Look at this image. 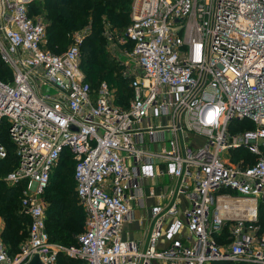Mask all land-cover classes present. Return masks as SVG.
<instances>
[{
	"label": "built area",
	"instance_id": "obj_1",
	"mask_svg": "<svg viewBox=\"0 0 264 264\" xmlns=\"http://www.w3.org/2000/svg\"><path fill=\"white\" fill-rule=\"evenodd\" d=\"M33 1L0 0V57L12 70L0 79V160L8 148L16 157L0 177L23 181L29 216L14 255L0 240V264L33 253L57 264L58 252L82 264H264V0H131L112 42L140 70L125 65L126 107L106 81L86 79L83 33L60 52L46 48ZM234 119L252 126L231 132ZM234 146L257 156L230 164L221 151ZM64 152L84 211L77 245L67 246L48 239L43 197ZM155 179L145 189L156 201L144 241L123 237L130 205H142L144 180Z\"/></svg>",
	"mask_w": 264,
	"mask_h": 264
},
{
	"label": "trees",
	"instance_id": "obj_2",
	"mask_svg": "<svg viewBox=\"0 0 264 264\" xmlns=\"http://www.w3.org/2000/svg\"><path fill=\"white\" fill-rule=\"evenodd\" d=\"M72 2L74 3L72 4ZM104 3L107 5H113L112 10L106 9L107 12L111 11V13H114L117 16L121 13L123 17H126L125 13L127 12V18H129V6L127 7V11L122 8V6L125 5L126 0H46L42 5L46 11L45 17H43L46 21V48L51 52H60L63 50L60 48L63 46L62 43L68 40L69 33L75 27L79 26L88 14L95 16L96 11L103 7L102 5H105ZM117 6V10H114ZM122 22L123 21H120L118 24H121ZM127 22L128 19L123 27ZM81 69L85 72L86 79L89 81L86 68L81 67ZM7 73L6 64L1 63L0 61V79L8 80L6 78ZM102 80L104 79H100L97 82L89 81V83L92 87H95ZM129 91L131 96L130 87ZM247 122L248 121L245 119H234L230 122L228 128L232 131L231 127L234 128V126L237 125L243 126L241 127L242 129L245 128L244 126L251 127L252 125L249 124L250 122ZM242 148L247 155L251 156L252 153L247 151L245 147ZM15 159L16 157L11 148H8L6 157L0 160L3 164H6L7 168L6 170L4 168L2 170L3 172H0V175L14 166ZM59 159L72 160L71 173H69L70 167H66L61 171L53 172L54 168L59 164ZM59 159L51 171L48 185L45 188L47 191L45 195L47 203L45 207L44 226L49 240L59 242L65 246L75 245L77 243L76 236L83 229L84 211L77 200L74 190L73 159L67 152L62 153ZM246 163L249 162L247 161ZM22 187L23 181L7 185L0 178V240L10 256L14 255V253L19 250L20 245L24 242L27 236L29 216L21 210L19 199ZM262 204L264 205V199L258 204L257 222L262 228H264V216L261 218L259 213ZM262 214L264 215V209ZM226 230L227 229L224 227L219 237L217 235L218 241L223 240L222 236L226 234ZM12 252L14 253L12 254ZM56 260L60 264H71V261L76 263V261L79 260L80 264H82V260H75V258L65 255L62 252L57 253ZM213 263L234 264L230 261H215Z\"/></svg>",
	"mask_w": 264,
	"mask_h": 264
},
{
	"label": "rangeland",
	"instance_id": "obj_3",
	"mask_svg": "<svg viewBox=\"0 0 264 264\" xmlns=\"http://www.w3.org/2000/svg\"><path fill=\"white\" fill-rule=\"evenodd\" d=\"M46 0H35L31 2L28 5L29 14L33 17H40L43 21V17H45L46 11L42 7L43 3ZM64 1V0H62ZM131 2V0H130ZM74 2H72L73 4ZM129 0H126L125 5L122 6L123 10L127 11V7L130 5ZM71 4V6H72ZM102 5L103 7L99 8L96 11L95 16H92L91 14L87 15L82 21V23L75 27L68 35V40L63 42V46L60 49L65 48L69 43L72 41L74 34L76 32L83 33L82 40H81V53H80V59L79 63L81 67L86 68L87 76L90 82H97L100 79H104L109 83L110 89H111V96L113 103L119 105V106H127L129 99H130V91L128 87V75L125 74V67L134 70L135 72H139V67L136 65L135 61L132 58H129L127 55L117 52L116 48H114V45L112 42L115 41V36H119V33H121V29L126 22L127 18V12L125 13L126 17H123L121 13L115 15L114 13L107 12L106 9L112 10L113 5L109 4ZM107 5V6H106ZM70 6V7H71ZM106 6V7H105ZM118 6L114 9L117 10ZM118 12V11H117ZM120 21H123L121 24H118ZM108 30H111L112 38L108 39L106 32ZM47 39V38H46ZM87 48V49H86ZM1 63H5L1 57H0ZM6 64V63H5ZM126 65V66H125ZM7 66V79H11L12 76V70L11 68L6 64ZM85 73V72H84ZM5 76V75H4ZM3 76V77H4ZM94 85V84H92ZM96 85V84H95ZM44 91H48V87L43 88ZM249 123V122H247ZM250 125L251 122L249 123ZM240 127V128H239ZM243 126H234V128L231 127V132H238L241 130ZM245 128L247 126H244ZM243 146H234L229 147L225 150L221 151L222 157L230 163V164H245L247 161L251 163L255 157L256 154H251V156L247 155L242 148ZM259 151L261 153H264V143L259 144ZM66 167H70L69 173H71L72 169V160L69 159H59V164L54 168L53 172L55 171H61L65 169ZM5 168H7L6 164H3L0 162V172ZM3 172V171H2ZM53 174V173H52ZM2 175V174H1ZM0 175V176H1ZM1 178V177H0ZM53 178V177H52ZM3 180V179H2ZM52 180V179H51ZM4 181V180H3ZM7 185H11L9 182L4 181ZM157 184L158 180H144V191L147 193L146 187L151 184ZM163 182L168 183V177L167 175L163 176ZM146 189V190H145ZM46 190L44 191V216H45V207H46ZM167 199H160L159 204L166 203ZM132 201L130 202V204ZM80 204V203H79ZM134 202L130 205V210L135 209L136 207L133 205ZM144 208V207H142ZM264 209V205L262 204L260 206V216L261 218L264 216L262 214V211ZM138 215V216H137ZM144 210L139 209L137 211V214L135 218L130 219L128 221L127 225L124 226L125 232H127L128 236H137L141 235L140 232H144L145 230H149L150 223H147V221L143 224L140 222V218H144ZM1 225V224H0ZM227 229V226H225ZM261 229H264L261 227ZM59 243V242H58ZM61 244V243H59ZM62 245V244H61ZM77 245V243L75 244ZM65 246V245H64ZM14 252H12L13 254ZM63 253V252H62ZM64 254V253H63ZM66 255V254H65ZM75 260L79 259L76 257ZM57 264H60L56 260ZM71 264L79 263L80 261H76V263L73 261L70 262Z\"/></svg>",
	"mask_w": 264,
	"mask_h": 264
},
{
	"label": "crops",
	"instance_id": "obj_4",
	"mask_svg": "<svg viewBox=\"0 0 264 264\" xmlns=\"http://www.w3.org/2000/svg\"><path fill=\"white\" fill-rule=\"evenodd\" d=\"M44 24H45V43H46V21H44ZM123 28V27H122ZM122 30V29H121ZM64 49V48H63ZM116 51L117 52H120V50L119 49H116ZM157 191V189L156 190H154V192H156ZM146 193V192H145ZM155 198H153L152 196H149L148 195V193H146V195L145 194H143V203H142V205H139V204H133L136 208L135 209H132V210H130V213H129V215L127 216V218L122 222V225H121V229H122V231H121V235L123 236V237H126V238H134V239H137V240H141V242H143L144 241V238H145V235H146V232H147V230H145L144 232H140L141 233V235L139 234V235H137V236H128L127 237V232H125V230L123 229L124 228V226L125 225H127L128 224V221L130 220V219H133V218H135V217H137L136 216V214H137V211L139 210V209H143L144 210V218L142 219V218H140V222L141 223H145L146 221H147V223H148V209H149V205L150 204H152V203H155ZM142 207H144V208H142ZM124 225V226H123ZM223 238V237H222Z\"/></svg>",
	"mask_w": 264,
	"mask_h": 264
},
{
	"label": "water",
	"instance_id": "obj_5",
	"mask_svg": "<svg viewBox=\"0 0 264 264\" xmlns=\"http://www.w3.org/2000/svg\"><path fill=\"white\" fill-rule=\"evenodd\" d=\"M18 264H42V263L40 262L38 255L36 253H33L27 260Z\"/></svg>",
	"mask_w": 264,
	"mask_h": 264
}]
</instances>
